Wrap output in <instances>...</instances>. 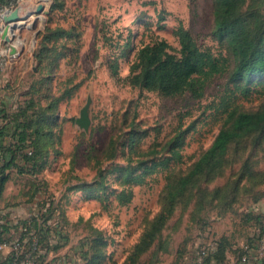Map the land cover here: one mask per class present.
<instances>
[{"label": "rangeland", "instance_id": "1", "mask_svg": "<svg viewBox=\"0 0 264 264\" xmlns=\"http://www.w3.org/2000/svg\"><path fill=\"white\" fill-rule=\"evenodd\" d=\"M53 3L14 0L0 5V13L6 8L18 9L20 17L32 12L21 27L13 32L7 29L8 42L2 38L6 25L0 16V49L19 48L0 77L7 84L12 82L19 96L32 83L40 85L42 77L49 78L50 97L61 98L45 166L35 175L7 171L0 209L12 210L9 219L16 223L18 211L29 201L27 193L36 184L38 192H47L57 211H63L56 220L68 238L47 261L81 264L76 254L79 243L91 234L90 228H98L108 238L110 262L121 264L161 210L165 176L186 173L211 145L226 117L223 110L255 111L264 106V75H249L239 84L232 80L236 61L226 41L215 34L214 0H64L55 8ZM38 4L48 13L35 14ZM248 4L264 17V0H247ZM179 24L202 49L223 55L226 70L206 83L199 98L189 93L164 97L129 85L127 76L137 48L163 38L178 49L175 30ZM48 27L69 34L47 43L52 50L40 63L36 54ZM88 98L91 123L85 131L75 119ZM177 129L186 131L182 162L147 176L144 184L132 185L129 203L118 204L111 193L122 188L116 174H107L100 189L71 188L99 181L100 168L106 172L114 164L136 166L153 155L167 156L165 143ZM130 130L136 132L133 150L128 142ZM112 140L118 153L107 160L104 156ZM152 149L157 152L145 153ZM227 156L221 171L200 179L196 188L177 201L157 241L136 264H183L187 249L207 243L215 231L227 246L237 238L255 237L264 222V138L243 137L229 145ZM160 245L165 247L163 252Z\"/></svg>", "mask_w": 264, "mask_h": 264}, {"label": "trees", "instance_id": "2", "mask_svg": "<svg viewBox=\"0 0 264 264\" xmlns=\"http://www.w3.org/2000/svg\"><path fill=\"white\" fill-rule=\"evenodd\" d=\"M13 1L0 0V5H9ZM58 1L64 0H54L53 8L60 7ZM253 8V4L247 5V0H214V31L226 41L234 56L236 64L231 77L237 84L249 75H264V17ZM47 30L36 54V59L40 63L52 50L47 43L56 42L69 34V31L61 28L52 30L48 27ZM175 34L178 38V49L174 50L163 38H155L137 48L127 76L129 85L140 90L157 92L164 97L189 93L192 97L199 98L204 92L206 83L214 75L226 70V58L221 54H214L210 49H202L182 24L178 25ZM53 50L56 51V48L54 47ZM56 54L54 60L59 55ZM116 68L115 62L113 68L115 75ZM48 79L42 77L40 85L36 82L32 83L27 92L23 96L20 95L22 98L15 108L9 109L5 104L0 103V117L5 122H0V198L7 171L16 169L21 174L35 175L46 164L49 151L47 145L51 144L52 127L57 119L55 112L61 99L52 95L50 97ZM44 87L45 90L42 92ZM37 93H41L42 96L36 98ZM223 111L226 112V117L218 134L189 170L183 174L167 173L161 210L143 230L121 264H136L140 256L152 248L172 215L177 201L196 188L200 179H208L216 175L227 164V152L231 143L243 137L264 138V106L255 111H242L237 107ZM185 133L184 129H177L165 143L168 154L165 157L153 155L148 159L139 160L136 166H132L129 162L114 164L106 172L105 169L100 168L99 181L71 188L100 189L107 174H116V182L122 188L119 191L112 189L111 193L115 194L118 204L125 205L132 199V185L144 184L147 176L159 171H167L171 163L182 162L181 150ZM128 134L129 146L133 150L136 132L130 130ZM5 139L11 141L3 145L2 141L4 142ZM106 152L109 153L104 156L107 160H113L117 156L118 149L113 140ZM156 152V149H152L145 153ZM39 189L34 184L33 189L27 193L29 200L27 203H33L40 193L47 194L45 191L38 192ZM55 211L57 207L54 201L49 200L46 212L40 217L41 222L38 223L37 220L29 222L28 218H18L16 223L12 224L9 219L10 213L0 209V240L7 239L10 235H18L23 239L32 226V229L40 235L42 246L52 250L53 253L56 252L68 243V238L63 232L62 223L46 225V222L53 218ZM59 215L63 216V211L59 212ZM90 230L91 234L81 240L76 251L81 264H115L110 262L111 256L107 255L106 248L109 243L103 230L98 228H90ZM52 235L56 236L57 241L50 245L48 240ZM225 242L222 238L218 240L214 256L217 261L223 262L225 259L227 247ZM163 250L165 247L160 245V251ZM37 261L38 264H57L47 261L45 254L40 255ZM0 264H11V255L1 258Z\"/></svg>", "mask_w": 264, "mask_h": 264}, {"label": "built area", "instance_id": "3", "mask_svg": "<svg viewBox=\"0 0 264 264\" xmlns=\"http://www.w3.org/2000/svg\"><path fill=\"white\" fill-rule=\"evenodd\" d=\"M10 11L6 8L2 10L0 16L8 14ZM9 51V48L6 50L0 49V74L9 62L11 56ZM49 200H51L49 195L39 194L32 204V210L24 218H28L29 222L33 220H37L38 223L41 222L40 217L46 212ZM57 216H60L59 212L55 211L53 218L49 219L46 225H58ZM24 230L26 231V228ZM56 241L57 238L54 235L48 240L50 245L56 243ZM217 247L218 238L215 237L208 240L207 243L197 245L191 254L190 264H222L214 257ZM44 254L47 260L53 254V251L42 246L40 235L32 229V226L23 239L18 235H10L7 239L0 240V259L11 255V264H38L37 258ZM57 264H63V262L57 261ZM232 264H264V222L257 228L255 237L245 241Z\"/></svg>", "mask_w": 264, "mask_h": 264}, {"label": "crops", "instance_id": "4", "mask_svg": "<svg viewBox=\"0 0 264 264\" xmlns=\"http://www.w3.org/2000/svg\"><path fill=\"white\" fill-rule=\"evenodd\" d=\"M24 5H26L25 3H24ZM29 8V6L28 7H26V10ZM14 47H16V45H13ZM11 47V46H10ZM10 49V48H9ZM16 54L15 55H11L10 56V59H9V62L11 61V60H13V59H15L16 58V56H17V53H18V51H19V48L18 47H16ZM8 62V63H9ZM8 65V64H7ZM4 72V71H3ZM2 72V73H3ZM1 73V74H2ZM0 74V75H1ZM6 80L7 79H4V77H0V103H3V104H5L7 107H9V109H13V108H15L16 106H17V103H18V101H20L21 100V96H19V95H15L14 93V85H12L11 83L12 82H10V83H6ZM16 86H18V84H16ZM0 122H4V120L0 117ZM5 123V122H4ZM11 141V139H5L4 140V142L2 141V144L4 145V144H8L9 142ZM1 144V143H0ZM32 204L33 203H27L26 205H24V206H22L23 207V211L21 210H19L18 212L19 213H21L19 216H20V218H24V217H26L27 216V214H28V212L29 211H31L32 210ZM25 209V210H24ZM5 212H9L10 213V215H11V212H12V210H7V211H5ZM213 226V225H212ZM210 229H212V230H214L215 231V229H214V227H208V231L210 230ZM216 233L214 234V236L213 237H215V238H218V240L220 239L219 238V235H220V233H218L217 231H215ZM220 236H222V235H220ZM212 237V238H213ZM211 237H210V239H212ZM210 239H208V240H210ZM245 239L244 238H237V239H235L234 241H232L231 242V244H229L227 247H226V251H225V259H224V261L223 262H221L222 264H232L234 261H235V259L237 258V256H238V254H239V252H240V248L242 247V245L245 243ZM198 244H194V246H192V247H189L188 249H187V253H186V257L184 258V262H183V264H190V259H191V254H192V252H193V250L195 249V247L197 246Z\"/></svg>", "mask_w": 264, "mask_h": 264}, {"label": "water", "instance_id": "5", "mask_svg": "<svg viewBox=\"0 0 264 264\" xmlns=\"http://www.w3.org/2000/svg\"><path fill=\"white\" fill-rule=\"evenodd\" d=\"M41 13H48V11H45L44 6L42 4H38L35 9V14L39 15ZM31 16H32V12H31V15L30 13L29 14L27 13L25 16L20 17L18 9L11 10L8 14L3 15L2 19L6 27L2 33V38H4L6 42L10 41L9 37L7 36L8 35L7 29L9 28L13 32L15 29L20 27V26H17L18 21L20 20L26 21ZM16 52H17L16 48L13 45H11L9 53L11 55H15ZM90 103H91V98H88L84 106L80 109L79 116L75 119V123L81 129L85 131L88 130L90 123H91L90 116H89Z\"/></svg>", "mask_w": 264, "mask_h": 264}, {"label": "bare ground", "instance_id": "6", "mask_svg": "<svg viewBox=\"0 0 264 264\" xmlns=\"http://www.w3.org/2000/svg\"><path fill=\"white\" fill-rule=\"evenodd\" d=\"M21 22H25V21H18L17 22V26H20L21 25ZM21 27V26H20ZM11 30V29H10Z\"/></svg>", "mask_w": 264, "mask_h": 264}]
</instances>
